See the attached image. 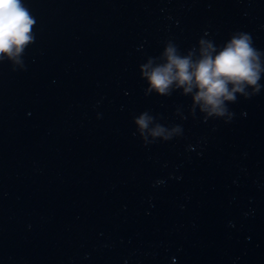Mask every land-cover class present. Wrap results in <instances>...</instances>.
<instances>
[{"label":"water","instance_id":"obj_1","mask_svg":"<svg viewBox=\"0 0 264 264\" xmlns=\"http://www.w3.org/2000/svg\"><path fill=\"white\" fill-rule=\"evenodd\" d=\"M23 2L33 40L0 57V264H264V72L222 117L142 75L238 32L264 67V0Z\"/></svg>","mask_w":264,"mask_h":264},{"label":"clouds","instance_id":"obj_2","mask_svg":"<svg viewBox=\"0 0 264 264\" xmlns=\"http://www.w3.org/2000/svg\"><path fill=\"white\" fill-rule=\"evenodd\" d=\"M35 23L23 0H0V57H18L33 40L30 31ZM261 56L252 46L250 34L238 32L218 47L201 40L200 55L196 59L191 53L181 55L174 46L168 45L164 51L165 62L155 66L149 62L143 66L142 75L149 89L158 94H165L173 84L183 87L184 93L195 89L193 99L201 110L222 117L227 112L225 101L234 102L236 93L247 97L246 87H252L253 93L260 91L258 81L264 72ZM149 120L142 114L136 123L144 129ZM161 132L158 128L153 135Z\"/></svg>","mask_w":264,"mask_h":264}]
</instances>
